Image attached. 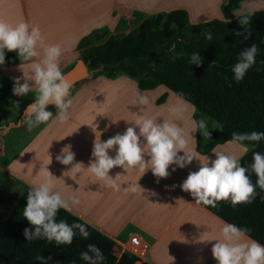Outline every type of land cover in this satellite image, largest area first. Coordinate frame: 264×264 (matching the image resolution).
<instances>
[{
	"label": "crops",
	"instance_id": "obj_1",
	"mask_svg": "<svg viewBox=\"0 0 264 264\" xmlns=\"http://www.w3.org/2000/svg\"><path fill=\"white\" fill-rule=\"evenodd\" d=\"M227 2L228 0H0V20L14 25L24 19L30 24L38 25L44 44L61 46L59 66L64 73L80 58L76 48L79 40L94 31L111 35L118 30L122 31L129 21L138 25L150 15L177 10L186 12L190 24L213 19L223 20L221 8ZM259 3L261 0H241L231 11L232 16L235 18L264 10V5ZM32 59L39 60L40 57ZM6 71L10 73L6 74ZM32 76L29 61L0 67V81L8 90L6 93H10L16 78H20L21 83L24 79L29 80L32 89H36ZM98 80V86L89 88ZM133 81L135 88L130 97L133 104L129 106L117 105L111 101L113 89L103 88L108 81L92 78L78 88L70 89L69 98L72 103L69 119L64 123L50 118L49 121L29 129L25 125V119L20 118L22 110L17 116L20 121L18 125L10 124L6 128L4 125L11 120L1 123V135L8 137L7 134L13 127L20 131L11 135L6 143H1L0 157L3 164L0 166V182L7 176L32 188L45 179L39 169L47 167L54 176L51 179L54 190L59 191L65 199L78 198L79 203L71 207L70 213L116 244L127 243L133 235L141 240L146 254L135 264H216L211 247L215 243L212 240L218 236L222 219L195 203V198L180 187L188 173L199 168L198 160L193 159L184 168L176 167L175 171H172L175 165H170V174L166 178H157L150 170L140 176L137 168L123 169L114 166L109 170V175L115 178L119 188L108 185L105 180L98 179L84 168H71L76 162L87 167L92 158L95 131L101 132L100 140L104 141L116 133H123L128 126L134 124L137 115L144 116V103L140 102V97H144V90L149 89H140L138 80ZM153 90L157 96L164 94L162 100L154 101L155 106H158L152 110L155 114L164 113L170 100L178 97L164 85H158ZM30 102L32 99L26 100L22 109ZM184 104L187 106L186 101ZM58 111L59 109L54 111L53 115ZM192 119H195V114L187 108L186 119L171 121L183 127L185 132H190ZM156 120L167 121L159 118ZM191 135H194L195 141H189L187 147L194 149L201 157L209 156L214 159V151L235 154L239 160L245 155L239 153V147L230 143L231 138L201 153L197 148V132ZM65 144H71V150L75 153L70 165H63L55 159ZM249 150L251 152L253 148L250 147ZM48 154L51 155L50 163ZM109 154L115 153L112 151ZM117 173L120 175L115 177ZM136 182L144 191L128 190V186Z\"/></svg>",
	"mask_w": 264,
	"mask_h": 264
},
{
	"label": "trees",
	"instance_id": "obj_2",
	"mask_svg": "<svg viewBox=\"0 0 264 264\" xmlns=\"http://www.w3.org/2000/svg\"><path fill=\"white\" fill-rule=\"evenodd\" d=\"M241 0H228L222 6L223 20L213 19L207 22L190 24L186 12L182 10L170 13H157L142 20L129 34H120L108 43L95 44L103 34L94 31L79 40L77 50L89 73L103 74L108 78L117 73L138 79L140 89H153L164 85L186 102L197 108L195 119L201 114L219 121L223 130L211 133L205 141L197 131V148L201 153L209 151L215 144L231 138L232 133H248L253 130L264 132V10L233 17L231 11ZM249 16L246 26L239 25L243 16ZM250 32L247 40L235 33L243 29ZM204 31L212 33V40L201 35ZM175 43L174 53L169 46ZM256 43L258 53L256 63L250 67L239 81L233 79L232 66L237 55L250 44ZM198 51L203 58L200 66L189 63L190 55ZM214 64L210 69L212 62ZM15 50L6 51L4 66L25 63ZM103 66L100 68V66ZM208 69L207 71H205ZM164 94L160 96V100ZM17 96L10 94L4 100L5 106H12ZM230 130V131H229ZM253 150L245 155L240 163L248 166L252 163L253 152H264V140L245 141ZM251 182L256 184V174L249 168ZM0 182V197L2 187ZM30 188L23 186L9 214L0 221V264H38L33 257L40 253L50 257L49 264H86L80 259V253L88 244H95L104 254V264H135L138 258L128 254L117 256L115 242L87 223L90 235L85 239L78 234L71 244L56 245L46 239L26 241L23 230L31 225L23 217L26 195ZM256 197L251 203L233 205L228 200L217 201L216 206L198 203L209 212L238 226L251 229L249 236L264 244V190L256 186ZM56 220L67 223L81 222L80 218L69 211L59 209ZM142 264H148L142 262Z\"/></svg>",
	"mask_w": 264,
	"mask_h": 264
},
{
	"label": "clouds",
	"instance_id": "obj_3",
	"mask_svg": "<svg viewBox=\"0 0 264 264\" xmlns=\"http://www.w3.org/2000/svg\"><path fill=\"white\" fill-rule=\"evenodd\" d=\"M250 22L245 15L238 21L239 25L246 26ZM243 29V28H242ZM247 40L250 32L243 29L235 33ZM201 35L206 40H212V33L204 31ZM175 43L169 46L168 51L174 53ZM15 50L17 56L30 62L33 73L32 81L37 87V94L30 104L24 109V119L27 127H32L49 121L50 118L64 123L69 119V108L72 103L69 98L71 85L64 79L59 66V57L62 49L59 44H44V38L38 25L30 24L24 19L10 24L0 20V65L4 64L6 51ZM42 52V54H41ZM258 47L256 43L250 44L237 55V61L231 68L233 79L239 82L247 70L256 63ZM175 54L173 58H175ZM40 57L39 60H33ZM202 57L198 51L190 55L189 63L200 66ZM215 61L212 62L210 69ZM103 66L101 65L100 68ZM206 69L205 71H207ZM32 88V83L24 79L16 78L12 86V94L24 97ZM141 103H146V98L140 97ZM48 104H53L58 112L53 115L47 109ZM187 108L193 114L197 112L194 104L186 102ZM182 111V109H173ZM210 118L201 114L199 119L191 120V131L185 132L184 128L172 121L157 122L151 117L137 115L134 124L128 126L123 133H116L107 140L101 141V132L95 131V139L92 144L91 159L85 168L81 162H76L71 168L78 170L84 168L98 179H103L114 188L120 186L115 183V178L109 175V170L114 166L137 168L142 176L150 170L157 178H166L169 166L175 168L186 167L193 159L199 161V168L190 171L180 184L183 191L190 193L195 198V203L216 206L217 201L228 200L233 205L238 203H251L256 197V186L264 190V152H253L252 163L242 165L235 154L223 151H214L215 158L200 156L194 149L187 147L189 141H195L194 134L197 131L207 141L211 137L209 127ZM96 128V126H95ZM138 129V131H137ZM211 129L223 130V125L214 119L211 120ZM141 137L143 139H141ZM264 140V132L251 131L248 133L233 132L230 143L235 144L243 151H247L245 141L259 142ZM71 144H65L55 159L63 164H72L75 153L71 150ZM114 151V155L109 153ZM182 153V154H178ZM147 157V159H145ZM49 163L51 155L48 154ZM48 163V164H49ZM249 168L256 174L254 185L248 175ZM45 178L38 186L28 190L26 204L22 215L31 225L23 230L26 241L46 239L56 245L71 244L75 235L87 238L90 233L87 230V222L67 223L65 220H56L59 209L71 211V207L79 203L78 198L65 199L59 191L54 190L51 179L53 174L47 167L39 169ZM75 174V173H74ZM117 173L115 177L119 176ZM158 182V180H157ZM172 187H175L173 185ZM128 190L136 192L144 191L138 183L128 186ZM251 229L220 220L218 236L212 241L211 254L216 264H264V244L249 236ZM38 264H49L50 257H43L40 253L33 257ZM80 259L86 264H104L105 257L97 245L88 244L86 250L80 253ZM69 264H75L70 261Z\"/></svg>",
	"mask_w": 264,
	"mask_h": 264
},
{
	"label": "rangeland",
	"instance_id": "obj_4",
	"mask_svg": "<svg viewBox=\"0 0 264 264\" xmlns=\"http://www.w3.org/2000/svg\"><path fill=\"white\" fill-rule=\"evenodd\" d=\"M259 4L264 5L262 2ZM138 26L139 24L134 25V24H131V21H129V23L125 25V28L122 31L118 30L115 33H111V35H109L108 33H103L101 40L98 42H94L93 45L101 44V43H108L109 41H111L113 38H115L116 36L120 34H129V32L132 29ZM5 73L6 74L10 73V71L9 72L6 71ZM92 78H96V80L100 79L102 82L108 81L107 83H104L103 88L113 89L114 91L113 95H111L110 97H111V101L114 102L115 104L117 105L120 104L124 106H129V104L130 105L133 104L130 98L131 95L133 94L132 91L135 88L133 85L134 83L133 80L137 82L138 79L133 78V77L131 78L130 76H127L124 73H118L112 79L107 78L103 74L89 73L87 78L75 83L74 85L70 87V89L78 88L80 85H82L83 83H87V81H89V79H92ZM4 81L5 80L3 79V83ZM98 84H99V80L94 82L89 88H94L95 86H98ZM7 91L8 90L5 88L4 84H2L0 81V124L4 123L6 120H11L9 121V123H7V125H4L5 127H8L10 124H16L19 121V119L17 118L19 112L21 110L23 112L28 104L23 109H22V106L24 105L26 100L34 99L35 95L37 94V88L36 89L31 88V90L29 91L27 95H25L24 97H19L18 101L16 100L17 102H15L12 106H5L3 104V101L9 99L10 94L12 93V91H10V93H6ZM161 95L163 94L160 93L157 96V94L155 93V90L153 89L144 90V98H146V101H147L146 103H144V116L151 117L154 120H156V118H159V119H165L167 121L186 119V115H187L186 107L187 106H185L184 104L185 100H183L179 96L178 97L175 96V98H172L170 100L168 106L164 109V113L162 114L153 113L152 110L158 107V106H155L154 101L156 99L160 100ZM47 109L51 111L53 114H54V111L57 110L55 105L47 106ZM173 109H182V111H173ZM208 123H209L211 133H215L218 131L215 129H211L210 120L208 121ZM25 125H27L26 120H25ZM19 131L20 130L18 128L13 127L12 129H10V133L7 134L8 137L6 135H1L0 133V146L2 142L6 143L7 142L6 140L10 138L11 135L13 136V134L19 133ZM220 134L224 135V133H221V131H220ZM246 145H247V151L245 152L243 150H240L239 153L242 152V153H245V155H247L248 153H250V150L248 151V149L250 147L254 148L251 144H246ZM0 154H1V147H0ZM2 164H3V159L0 157V166H2ZM1 181L4 183V185H1L3 187H2V197H0V221H2L9 214L13 204L15 203L17 199V196L19 195L21 188L23 187V185L18 183V181L13 180L7 176H4V178H2Z\"/></svg>",
	"mask_w": 264,
	"mask_h": 264
},
{
	"label": "built area",
	"instance_id": "obj_5",
	"mask_svg": "<svg viewBox=\"0 0 264 264\" xmlns=\"http://www.w3.org/2000/svg\"><path fill=\"white\" fill-rule=\"evenodd\" d=\"M114 252L117 256L121 254H128L137 257L138 260L144 258L146 254L144 244L135 235L130 236L125 244L115 243Z\"/></svg>",
	"mask_w": 264,
	"mask_h": 264
},
{
	"label": "water",
	"instance_id": "obj_6",
	"mask_svg": "<svg viewBox=\"0 0 264 264\" xmlns=\"http://www.w3.org/2000/svg\"><path fill=\"white\" fill-rule=\"evenodd\" d=\"M64 79L72 86L75 83L87 78L89 72L81 58L77 59L76 62L64 73H62ZM31 103V102H30ZM53 105V104H48ZM47 105V106H48ZM198 112V111H197ZM24 111L21 114V119L24 118ZM20 121H18L15 125H18ZM7 128V127H6Z\"/></svg>",
	"mask_w": 264,
	"mask_h": 264
},
{
	"label": "bare ground",
	"instance_id": "obj_7",
	"mask_svg": "<svg viewBox=\"0 0 264 264\" xmlns=\"http://www.w3.org/2000/svg\"><path fill=\"white\" fill-rule=\"evenodd\" d=\"M261 2H264V0H261Z\"/></svg>",
	"mask_w": 264,
	"mask_h": 264
}]
</instances>
